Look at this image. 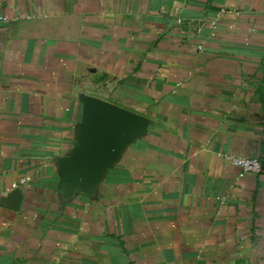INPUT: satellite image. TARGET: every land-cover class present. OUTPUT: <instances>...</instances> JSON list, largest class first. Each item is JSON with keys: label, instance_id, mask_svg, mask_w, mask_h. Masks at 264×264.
Returning a JSON list of instances; mask_svg holds the SVG:
<instances>
[{"label": "crops", "instance_id": "crops-1", "mask_svg": "<svg viewBox=\"0 0 264 264\" xmlns=\"http://www.w3.org/2000/svg\"><path fill=\"white\" fill-rule=\"evenodd\" d=\"M143 116L76 186L85 102ZM264 0H0V264H264Z\"/></svg>", "mask_w": 264, "mask_h": 264}, {"label": "water", "instance_id": "water-1", "mask_svg": "<svg viewBox=\"0 0 264 264\" xmlns=\"http://www.w3.org/2000/svg\"><path fill=\"white\" fill-rule=\"evenodd\" d=\"M85 112L82 143L63 164L74 186L101 175L119 150L124 133L139 136L147 126L143 116L98 97L86 99Z\"/></svg>", "mask_w": 264, "mask_h": 264}, {"label": "built area", "instance_id": "built-area-1", "mask_svg": "<svg viewBox=\"0 0 264 264\" xmlns=\"http://www.w3.org/2000/svg\"><path fill=\"white\" fill-rule=\"evenodd\" d=\"M232 163L240 169V176L264 174V162L259 158L235 157Z\"/></svg>", "mask_w": 264, "mask_h": 264}]
</instances>
